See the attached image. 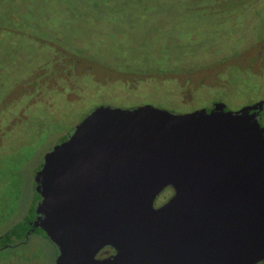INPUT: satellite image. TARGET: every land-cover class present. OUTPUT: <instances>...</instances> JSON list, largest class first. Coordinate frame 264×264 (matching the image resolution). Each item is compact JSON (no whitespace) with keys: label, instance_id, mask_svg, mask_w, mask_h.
Returning a JSON list of instances; mask_svg holds the SVG:
<instances>
[{"label":"rangeland","instance_id":"obj_1","mask_svg":"<svg viewBox=\"0 0 264 264\" xmlns=\"http://www.w3.org/2000/svg\"><path fill=\"white\" fill-rule=\"evenodd\" d=\"M262 101L264 0H0V237L34 218L45 158L97 108ZM57 253L35 237L0 264Z\"/></svg>","mask_w":264,"mask_h":264},{"label":"water","instance_id":"obj_2","mask_svg":"<svg viewBox=\"0 0 264 264\" xmlns=\"http://www.w3.org/2000/svg\"><path fill=\"white\" fill-rule=\"evenodd\" d=\"M263 108L94 110L36 177L56 264L264 262Z\"/></svg>","mask_w":264,"mask_h":264},{"label":"flooded vegetation","instance_id":"obj_3","mask_svg":"<svg viewBox=\"0 0 264 264\" xmlns=\"http://www.w3.org/2000/svg\"><path fill=\"white\" fill-rule=\"evenodd\" d=\"M263 102V101H262ZM260 103V102H259ZM216 104H222V103H220V102H216L213 106H211L210 108H207V109H205L206 111H208V112H211L212 111V109H213V107L216 105ZM257 104V103H256ZM253 105H255V104H253ZM147 106H153V105H147ZM226 106V105H225ZM249 106H251V105H248L247 107H249ZM227 108V107H226ZM244 108V107H243ZM242 108V109H243ZM256 114H258V113H256ZM258 119H259V121H260V123H261V125H262V122L264 121V108H263V110L260 112V114H259V116H258ZM263 126V125H262ZM166 192V191H165ZM165 192L163 193V194H165ZM162 194V195H163ZM161 195V196H162ZM160 196V197H161ZM41 197V196H40ZM162 198V197H161ZM169 199H166V201H164V203H162L161 205H163V204H165L167 201H168ZM42 201V198L40 199V202ZM39 202V203H40ZM38 203V204H39ZM38 204H37V206H38ZM37 206H36V209H37ZM40 217H43L42 215H40V214H37V210L35 211V216H34V218L28 223V226H29V229L27 230V233H26V237H25V240L24 241H21V242H18V243H16L15 245H2V243H1V240H0V252L1 251H3V249H12L14 246H16V247H20L21 245H25L27 242H29L32 238H35V237H45V238H48L47 237V235L45 234V232L40 228V227H36L35 226V222H37L38 221V219L40 218ZM49 239V238H48ZM50 240V239H49ZM57 248V247H56ZM58 250V249H57ZM109 252H111V251H109ZM111 253H113V252H111ZM57 258H58V253H57ZM56 264V263H55ZM260 264H264V262H262V263H260Z\"/></svg>","mask_w":264,"mask_h":264},{"label":"trees","instance_id":"obj_4","mask_svg":"<svg viewBox=\"0 0 264 264\" xmlns=\"http://www.w3.org/2000/svg\"><path fill=\"white\" fill-rule=\"evenodd\" d=\"M166 193L168 195L167 199H170L173 196V190L170 188L166 190L165 194ZM29 222L30 221L17 225L12 230H10L8 233L0 237L2 245H15L18 242L24 241L27 230L29 229V226H28ZM106 251L113 252L111 249L106 250Z\"/></svg>","mask_w":264,"mask_h":264}]
</instances>
